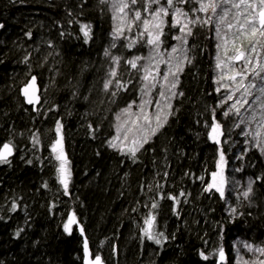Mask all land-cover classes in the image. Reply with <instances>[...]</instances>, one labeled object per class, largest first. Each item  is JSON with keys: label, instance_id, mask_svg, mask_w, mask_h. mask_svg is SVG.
Segmentation results:
<instances>
[{"label": "trees", "instance_id": "16d2710c", "mask_svg": "<svg viewBox=\"0 0 264 264\" xmlns=\"http://www.w3.org/2000/svg\"><path fill=\"white\" fill-rule=\"evenodd\" d=\"M143 5H137L142 19H150ZM182 7L190 12L199 5L191 0ZM124 15L117 18L101 0H0V145L10 135L18 144L12 143L9 162L0 163V264H83L82 237L75 228L65 230L70 214L106 264H234L237 237L264 247V155L246 147L237 159V175L254 181L252 202L240 193L205 191L219 165L222 186L235 161L231 141L224 143L229 82L215 68V15L206 27L190 26L193 34L182 48L174 37L183 34L170 27L171 15L158 48L147 43L140 21L132 24L128 10ZM84 24L90 38L81 31ZM174 46L179 50L169 56ZM168 62L181 68L175 77L165 71ZM34 75L41 88L36 112L20 96ZM157 112L163 127L151 135ZM145 116L149 131L135 130L133 123ZM215 122L223 128L218 142L209 137ZM146 135L133 157L132 140ZM57 137L67 160V188L60 182L61 161L46 147ZM150 216L153 234L168 237L162 245L142 231Z\"/></svg>", "mask_w": 264, "mask_h": 264}, {"label": "snow or ice", "instance_id": "6c2138e0", "mask_svg": "<svg viewBox=\"0 0 264 264\" xmlns=\"http://www.w3.org/2000/svg\"><path fill=\"white\" fill-rule=\"evenodd\" d=\"M191 0H164V3H161V0H144L143 11L147 12L151 19L143 18L142 12L137 8L140 0H101V3L110 4L111 8L116 13V17L121 19L122 21L125 19V10H128V13L131 15V23L134 24L137 21H140L144 27L145 32H147L149 39L147 43L150 45H154L155 47H159L162 43L161 37L165 34L164 28L166 25L165 17L172 16L173 23L170 27L178 28V31L183 35H177L174 37L177 41L180 42V48L187 42L186 37L192 35V27L200 25L201 27H206L209 24H212V15H215L216 20L214 23L215 34L216 37L221 41V43L217 44V48L220 49L223 47L225 56L227 57L228 46L231 44L233 55L231 57H227L228 61L233 63V68H230L229 71H233L237 66H239L240 70L235 71L234 75H230L228 79L230 81L236 82V91L243 90L242 96L240 99H237L224 113L227 116L229 113H234L236 115H240V108L237 105L243 106V104L248 103L247 97H253V103L258 105L260 109L261 122L258 124V128L255 131L252 137V143L255 148L264 153V136H262V132L260 129H264V63H261L260 57L256 55L257 47L264 52V0H196V3L199 5L197 8H193L189 11H185L182 7L185 4H189ZM152 5H156L155 8H152ZM248 9V11L241 12V8ZM151 9V11H149ZM219 9V12L217 11ZM198 12L211 13L207 18H201L196 15ZM232 15V21H229V15ZM241 17H243L241 19ZM225 26L227 30H233L232 39L229 40L227 31L222 32V27ZM3 25H0L2 28ZM81 31L83 32L86 38H90V25L84 24L81 27ZM116 33L122 34L121 28L116 29ZM141 33L140 35H143ZM30 37L31 32L27 33ZM247 41V47L244 46V42ZM239 42V43H237ZM179 50L178 47L174 46L169 53H175ZM110 52L105 51V56H110ZM112 59L118 61L119 57H112ZM137 59H141L137 57ZM185 60H188L190 63V59L185 56ZM217 67L221 66L220 57L217 56ZM235 62H239L237 65ZM133 68H136L137 65L134 61H127ZM145 73L144 79H149V69L143 68ZM181 71L179 65L176 67V72H169L172 76H176V74ZM110 75H115V72H110ZM252 79L249 80V77ZM223 76H221V79ZM167 75L164 76V80L167 81ZM36 77H32V81L34 82ZM155 78L153 77V81ZM245 80H249L246 84ZM259 81V84L257 83ZM176 83H178V79L176 82L171 84L172 88L176 87ZM112 84L111 80H108L104 87L108 89ZM255 90V93L253 92ZM219 91V89H217ZM27 95V92H25ZM115 95V93H113ZM163 95V92L160 93ZM175 95V93H173ZM182 95V93H180ZM233 96L229 95L228 100H232ZM29 103H32V100L29 99ZM124 112H128V109H124ZM145 121H148V117H144ZM157 124L156 128L151 130V135H154L158 129L163 127L161 123V115L157 112L155 117ZM167 116L164 117V122H166ZM250 120H256V113L253 111L250 116ZM245 123L242 118L239 123L235 125V127H240L241 124ZM61 125L58 124L56 131H60ZM211 131L209 132V137L215 139L217 135H223L220 131L221 125L219 122H215L211 126ZM243 135L246 137L249 135L248 132H243ZM128 137L125 136V139ZM114 139H119V137H114ZM149 136H143L140 142H137L135 139L132 140L133 147L128 149V152L135 157L136 152L143 147L144 143H147ZM218 142V141H217ZM111 147H117L116 144L109 142ZM61 145V140H56L52 145V151L57 153L56 159L61 161V166L59 171L61 172V183L67 188V170H66V157L63 156L62 152L59 151V146ZM13 154V145L12 142L9 141L4 143L2 147H0V163H8L9 157ZM31 163V161H29ZM217 173H212L213 180L215 181ZM254 181H249L247 185V190L242 193L245 198L249 197V194L252 193L253 188L252 184ZM215 188L216 191L220 192L221 197L224 196V192L222 187L218 186L215 182L208 185L205 191H210ZM181 196L185 195L183 192L180 193ZM171 199H176V197H169ZM157 205L153 204L152 207L155 208ZM17 205H13V211L16 210ZM235 212V209H232ZM77 223L75 219V214L69 216L68 222L65 224V230L67 231L69 225ZM145 224L148 227H145L142 231L144 235L149 239L153 240L156 244H161L163 241L167 240L168 237L164 235L163 232H157L155 235L153 234V227L155 225V216H150V218L145 220ZM23 229L17 231L16 235L19 236L20 232ZM81 233L83 232V228H80ZM242 246L247 248L248 250L257 251L264 253V247H254L253 245L248 244L247 242H242ZM85 252L86 256H88V246L87 241L85 240ZM219 259L223 261L225 259L223 248L218 249ZM201 256L205 260L208 259V256L201 252ZM87 264H103L101 257L96 255L94 258L89 256L87 260ZM260 264H264V261H260Z\"/></svg>", "mask_w": 264, "mask_h": 264}, {"label": "rangeland", "instance_id": "374dc122", "mask_svg": "<svg viewBox=\"0 0 264 264\" xmlns=\"http://www.w3.org/2000/svg\"><path fill=\"white\" fill-rule=\"evenodd\" d=\"M196 1V0H195ZM241 12H247L248 9L245 8H241L240 9ZM219 12V9H218ZM243 17H241L242 19ZM151 19V17H150ZM229 21H232V15H229ZM172 21H173V17H172ZM223 31H227L228 33V38L229 40L232 39V32L233 30H227L226 28L222 29ZM217 38V37H216ZM221 43V41L217 38L216 41V51H217V55H216V60H215V68L217 67V56L220 57V61H221V66L218 68L219 71L216 70L218 77L220 78L221 76H223V80L222 82H224V80L228 81L229 83L227 84L225 90H227L226 94L227 97L225 99V101L223 102L225 105V112L228 110V108L237 100L240 99L243 93V90L241 91H236V82L234 81H230L228 79V77L230 75H234L235 71H239L240 68L239 66H237L233 71H229L230 68H233V63L229 62L227 57H231L233 55L232 52V46L231 44H229L228 46V53H227V57L225 56L224 53V49L223 47H221L220 49L217 48V44ZM256 55H258L256 53ZM178 56V55H177ZM259 56V55H258ZM260 60L261 63H264V52L262 54H260ZM177 59V58H176ZM237 65H239V62H235ZM172 65V67H171ZM168 72V74H170L169 69H171V72H176V64L173 65L170 62L167 63L166 68H165ZM170 77L172 78L173 76L170 74ZM252 79V77H249V80ZM249 80H245V83L247 84L249 82ZM257 83L259 84V81H257ZM45 92V88H43L42 90V96L43 93ZM253 92L255 93V90L253 89ZM232 95L233 99L232 100H228V96ZM248 99V103L247 104H243V106L241 107V105H237V107L240 108V115H236L234 113H229L227 116H229V127H228V131L226 133L227 139L225 142L231 141L229 143L230 145V150L235 151L234 152V156H235V161L233 163V170L228 174L229 177H227V175L223 176V182H222V186H221V176H222V172H221V165H219V173L216 175L215 177V181L213 180V182H215L218 186L222 187L223 192L224 193H228L231 195V197L236 196L238 193L242 194L244 191L247 190V185L249 180L246 179L244 180V178L240 177L237 175V169H236V163H237V159L242 157V155L244 154V150L246 147H252L254 148L257 152H259L260 154L264 155V153H262L261 151H259L257 148H255L253 146L252 143V137L255 133V131L258 128V124L261 122V116H260V109L258 108V105L256 103H253V97H247ZM162 105V103H158L156 105L157 108H159ZM255 111L256 113V120H250L249 116L250 114ZM244 119L245 123L241 124L240 127H235V125L237 123H239V121L241 119ZM144 119V118H143ZM139 121H135V123H133L135 125V130L139 129L141 132H148L150 126L146 123V121H143V123H140L138 125ZM157 123V121H154V125ZM262 132V136H264V129H260ZM220 131L223 133V128L221 127ZM243 132H248L249 135L246 137L245 135H243ZM222 136L223 135H217L215 139H212L213 141L217 142V141H221L222 140ZM7 138H10L9 140L14 144V146L18 145L16 143V138H13L11 135L7 136ZM56 140H61L60 137L57 138H50L47 143H46V147L47 149L53 154V155H57V153L52 151L51 145L56 141ZM32 143H36L35 141H31ZM63 148V143L61 140V145L59 146V151ZM56 160V157H53ZM225 171V164L223 165V172ZM213 179V178H212ZM229 186V189L227 190V187ZM253 193V191H252ZM252 193L249 194V198L248 200H250L251 198H254V194L252 196ZM256 193V190H255ZM243 196V195H242ZM252 202V199L251 201ZM242 242H247L249 244V242L245 239V238H236L235 241V263L234 264H260V261H264V253L261 252H257V251H250L247 248H244L242 246ZM240 245V247H239ZM239 247V248H238ZM240 249V250H239Z\"/></svg>", "mask_w": 264, "mask_h": 264}, {"label": "water", "instance_id": "95a60500", "mask_svg": "<svg viewBox=\"0 0 264 264\" xmlns=\"http://www.w3.org/2000/svg\"><path fill=\"white\" fill-rule=\"evenodd\" d=\"M32 77H36V80L33 82L32 81ZM21 88H20V96L24 101V104L26 106L32 107L33 111L36 112L38 110V107L41 104V88L37 79V76H32ZM25 92H27V95L25 94ZM29 99L32 100V103H29ZM2 147V146H1ZM15 154L14 148H13V154L8 158H12ZM72 214H70L69 216H71ZM69 219V217H68ZM77 223L75 224H71L69 225L68 228V232H70L73 228H75L79 235L82 237L83 239V264H87V260L89 258V256L91 258H94L96 255L93 254V252L91 251V248L89 246V241L86 237L85 231L83 226L79 223L78 219L75 217ZM68 222V221H67ZM83 228V232L81 233L80 228ZM85 240L87 241V246H88V256H86V252H85ZM101 257V256H100ZM101 260L103 261V264H106L104 262V260L101 257Z\"/></svg>", "mask_w": 264, "mask_h": 264}, {"label": "flooded vegetation", "instance_id": "af4514ba", "mask_svg": "<svg viewBox=\"0 0 264 264\" xmlns=\"http://www.w3.org/2000/svg\"><path fill=\"white\" fill-rule=\"evenodd\" d=\"M7 142H9V141H7ZM7 142H2L1 145H0V147H1L4 143H7ZM12 145H13V144H12ZM13 148H14V151H16L14 146H13Z\"/></svg>", "mask_w": 264, "mask_h": 264}, {"label": "bare ground", "instance_id": "6f19581e", "mask_svg": "<svg viewBox=\"0 0 264 264\" xmlns=\"http://www.w3.org/2000/svg\"><path fill=\"white\" fill-rule=\"evenodd\" d=\"M6 141H8V140H7V136H6ZM4 142H5V141H4Z\"/></svg>", "mask_w": 264, "mask_h": 264}]
</instances>
